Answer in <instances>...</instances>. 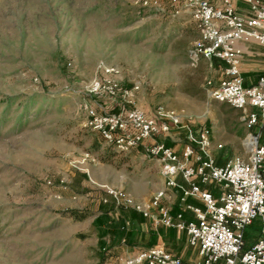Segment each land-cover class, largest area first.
<instances>
[{"label": "rangeland", "instance_id": "rangeland-1", "mask_svg": "<svg viewBox=\"0 0 264 264\" xmlns=\"http://www.w3.org/2000/svg\"><path fill=\"white\" fill-rule=\"evenodd\" d=\"M177 10L163 0H0V264H117L151 248H136L133 229L117 234L132 211L103 203L99 187L139 202L160 187L158 168L105 144L85 106L235 123L238 111L207 96V64L191 65L195 26ZM102 67L118 71L116 103L88 94ZM128 90L133 105L120 97ZM211 132L227 157L244 156V135Z\"/></svg>", "mask_w": 264, "mask_h": 264}, {"label": "built area", "instance_id": "built-area-1", "mask_svg": "<svg viewBox=\"0 0 264 264\" xmlns=\"http://www.w3.org/2000/svg\"><path fill=\"white\" fill-rule=\"evenodd\" d=\"M163 1L179 7L176 15L180 11L189 13L195 26L198 37L189 53L191 65L213 59L225 64V78L216 87L207 81L206 93L210 100L239 112L245 129L244 156L228 158L223 166H216L211 131L206 127L194 129L180 115L162 106H157L151 115L135 106L114 115H100L85 106L87 125L105 144L120 154L141 150L144 157L157 164L163 181V188L141 202H134L122 190L101 185L105 196L102 201L111 202L117 210L139 214L153 228L185 233L189 245L198 249L200 264H264V145L260 143L264 133V73L255 86L244 87L240 73L242 51L237 46L255 42L264 47V0H218L219 6L208 0ZM238 3L247 6V16L237 10ZM102 70L106 77L93 81L88 94L116 103L118 88L113 77L118 71L112 67ZM132 94V90L123 91L120 97L133 105ZM172 130L183 133L179 151L166 145ZM208 184L218 187L217 198L202 188ZM168 189L178 194L182 211L172 213L166 202ZM189 199L201 206L189 204ZM184 211L193 219L186 220ZM255 219L260 224L257 240L244 250V232ZM128 226L125 222L122 229ZM117 264L183 263L162 246H155L132 257L119 258Z\"/></svg>", "mask_w": 264, "mask_h": 264}, {"label": "crops", "instance_id": "crops-1", "mask_svg": "<svg viewBox=\"0 0 264 264\" xmlns=\"http://www.w3.org/2000/svg\"><path fill=\"white\" fill-rule=\"evenodd\" d=\"M208 1L215 6H219L220 4L218 0H208ZM237 10L241 14H244V16L248 15V8L243 3L237 4ZM237 46L242 51L240 73L243 78V86L244 87L255 86L258 82L259 77L264 73V47L258 45L255 42L238 43ZM205 63L207 64L208 70L210 71V73L214 78V82L211 81L212 86L216 87L219 84V82L225 78L223 73L225 69V64L217 59H213L209 63L208 62ZM152 112L153 111L150 112L145 111V114L151 115ZM234 116H236L234 119L235 123H232L227 115L223 117V115L221 114H217V119L215 118V120L209 118V119L196 121L192 119L185 120L183 119V117L181 116L180 117L183 122L189 124L194 129H197L199 127H206L210 131H244L245 134V129L243 128V125L240 121V114L235 115L234 113ZM218 120L220 121L218 122ZM237 122H240L241 125H239ZM211 140H212V135H211ZM182 141H183V133L178 132L176 130H172V132L168 135L166 139V145L179 151L182 145ZM212 146H213V155L215 158L216 166H223L225 161L231 157H227L225 153L226 151L225 149H223L221 144H217L212 141ZM218 146L221 147L218 148ZM135 152L142 154L141 150H135ZM156 175H158V177L157 176L156 177L157 179H159V183H160V187L157 189L159 190L163 188V181L159 175V168L157 170ZM156 177L154 174L151 175L152 180ZM176 180L177 182L181 183V179L179 177ZM202 188L205 191L211 193L215 198L219 196V189L214 184H208L206 186H203ZM154 192H152L148 198L139 199L137 201L141 202L148 200L153 195ZM166 194H167L166 202L169 205L172 213H177L182 211V207L179 203L178 194L169 189L166 191ZM188 203L195 206H201V204L198 201H195L193 199H189ZM184 218L186 220L193 219L192 215L187 211H184ZM131 229L135 231L134 238H136V241L138 242L136 248H140L138 244L140 243L139 241L143 239L145 240L146 247L162 246L166 250V252H168L170 255L179 258L183 264L201 263V259L198 255L197 247H192L189 245L187 236L183 232H177L175 230L165 229L161 227L153 228L150 225V223L145 219L141 220L140 222H132ZM259 230H260V224H258V222H253L249 227H247V229L244 232V250L248 249L249 247H251V245L255 243L259 234Z\"/></svg>", "mask_w": 264, "mask_h": 264}, {"label": "trees", "instance_id": "trees-1", "mask_svg": "<svg viewBox=\"0 0 264 264\" xmlns=\"http://www.w3.org/2000/svg\"><path fill=\"white\" fill-rule=\"evenodd\" d=\"M232 132V131H231ZM244 135V131H238L237 132V136L238 137H242ZM264 140V133L262 134V137H261V140H260V143L263 145V141ZM110 204L112 205V203L110 202ZM141 220H143V218L139 215V214H137V213H135V212H132V214H131V217H130V219L128 220V223H129V226L126 228V229H122V227L124 226V222L122 223V225L118 228V230H117V234L119 235V236H124V235H129V236H131V234H129V232L131 231V223L132 222H140ZM131 233H132V231H131ZM133 234V233H132ZM132 236H134V234L132 235Z\"/></svg>", "mask_w": 264, "mask_h": 264}]
</instances>
